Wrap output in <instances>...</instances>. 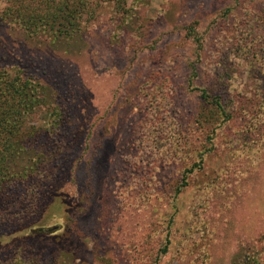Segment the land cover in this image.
<instances>
[{"label":"rangeland","instance_id":"obj_1","mask_svg":"<svg viewBox=\"0 0 264 264\" xmlns=\"http://www.w3.org/2000/svg\"><path fill=\"white\" fill-rule=\"evenodd\" d=\"M79 8L75 49L0 24V68L65 116L64 205L30 232L48 183L0 196V264H264V0Z\"/></svg>","mask_w":264,"mask_h":264},{"label":"trees","instance_id":"obj_2","mask_svg":"<svg viewBox=\"0 0 264 264\" xmlns=\"http://www.w3.org/2000/svg\"><path fill=\"white\" fill-rule=\"evenodd\" d=\"M30 1L33 0H0V5L3 4L0 24L13 27L24 38L39 37L54 52L61 51L64 45L77 48L82 42L77 38L81 25L94 18H84L90 15L87 12L80 16L79 5L85 0H41V4L32 5ZM120 1L123 3L125 0H117ZM50 93L33 80L25 79L21 71L12 72L0 68V196L32 179H41V184L44 181L48 183L43 201L48 195L50 198L45 203L44 211L39 212V219L25 227L30 232H47L52 229L37 227L36 224L45 218L46 211L58 202L64 205L65 201L62 192L64 187H60V182H55L59 173L62 141L58 138L63 139L61 135L65 116L59 107L50 102ZM203 96L206 97L204 93ZM213 103L218 107L220 105L217 100ZM52 136L55 137L57 143H53L57 147L47 153L41 145H46L49 141L47 138ZM45 188L43 184L42 189ZM39 197L30 199V202L33 205L39 203L42 199Z\"/></svg>","mask_w":264,"mask_h":264}]
</instances>
